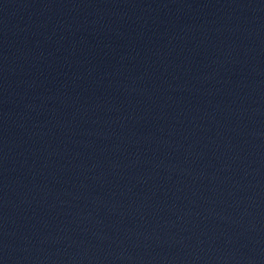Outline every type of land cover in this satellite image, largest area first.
Listing matches in <instances>:
<instances>
[{
  "label": "water",
  "instance_id": "water-1",
  "mask_svg": "<svg viewBox=\"0 0 264 264\" xmlns=\"http://www.w3.org/2000/svg\"><path fill=\"white\" fill-rule=\"evenodd\" d=\"M0 264H30L10 255L0 252Z\"/></svg>",
  "mask_w": 264,
  "mask_h": 264
}]
</instances>
